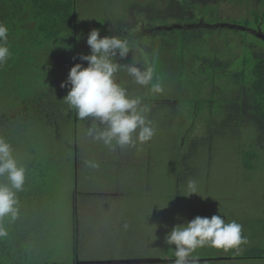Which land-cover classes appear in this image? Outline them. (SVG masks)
I'll use <instances>...</instances> for the list:
<instances>
[{
    "label": "rangeland",
    "instance_id": "1",
    "mask_svg": "<svg viewBox=\"0 0 264 264\" xmlns=\"http://www.w3.org/2000/svg\"><path fill=\"white\" fill-rule=\"evenodd\" d=\"M76 1V31L79 33L106 19L115 20L114 23L122 22L121 18L128 19L127 11L131 13L134 3L155 2ZM167 2L156 1L161 6ZM240 7L236 1L221 2L225 17L239 18L240 12L244 13ZM223 26L244 29L232 23ZM149 30L150 27H145L142 32ZM251 34L264 38V21L262 32L251 31ZM248 39L253 42L251 37ZM81 49L84 51L86 47L83 45ZM263 49L264 44H261L257 51ZM87 54L90 50L84 55ZM133 56L134 53L129 52L127 62L131 63ZM78 63L87 67V61ZM115 78L125 88H138L132 87L134 84L127 72ZM162 80L164 91L160 94L129 92L151 107L148 118L156 132L145 144L137 142L136 147L112 151L102 142L88 137L89 121L78 118L75 123H57L56 129L53 126L48 131L39 126L33 128L41 137L38 143L44 147L43 152L49 154L51 164L45 191L29 210L35 237L31 243L39 249L40 264H174L175 246L165 243L167 232L196 216L210 218L213 215H220L226 223L241 224L242 235L248 242L238 250L224 251L207 245L198 248L193 255L199 257L200 264H264V259L256 258L264 255V151L260 146L254 147L260 153L254 162L255 170L245 168L239 153L241 144L255 142L256 128L247 119L241 120L238 127L234 118L224 120L210 116L207 111L196 117L204 110L197 112L186 100L177 99L180 93L183 98L190 99L201 91L194 92L185 85L177 88L178 78L174 72ZM68 91L69 88L66 92L59 85L55 94L62 97ZM147 96L150 99H146ZM209 119L213 124L208 123ZM248 145L246 148L250 150ZM182 154L192 157L185 160L187 166L181 167V178L183 183L185 178L194 179L197 194L186 196L187 184L182 183L181 188L175 185L179 178L174 171L175 160L181 161ZM89 160L97 162L99 168H89L85 163ZM27 190L33 197L34 187ZM42 203L50 205V209L45 207L50 216L45 218L49 228L45 229L48 240L43 244ZM45 256L49 259L42 262ZM237 256H250L251 259H231Z\"/></svg>",
    "mask_w": 264,
    "mask_h": 264
},
{
    "label": "trees",
    "instance_id": "2",
    "mask_svg": "<svg viewBox=\"0 0 264 264\" xmlns=\"http://www.w3.org/2000/svg\"><path fill=\"white\" fill-rule=\"evenodd\" d=\"M156 1L147 5L134 3L131 13L127 11L128 19L121 18L118 23L106 19L79 33L76 0H0V23L8 27L7 46L11 53L0 66V137L12 145L14 156L26 168L24 191L17 193L20 214L14 222L4 221L8 235L0 237V264H40L39 249L31 243L35 237L29 210L45 191L51 164L49 154L38 143L41 137L33 128L39 126L48 131L53 126L56 129L57 123H75L76 110L64 102L65 96L57 97L55 91L66 81L71 67L82 61L79 56L89 52L86 40L92 29H100L102 37L127 39L133 50L130 53H134L139 64L154 68L153 83L157 77L167 79V74L174 72L177 88L185 85L194 92L201 91L190 99L180 93L177 99L186 100L197 112L204 110L196 112V117L207 111L224 120L234 118L238 127L241 120L250 121L257 131L255 142L241 144L239 153L245 168H257L254 162L260 153L254 147L260 146L264 151V51L257 50L264 38L251 31L262 32L264 0H232L244 10L239 18L225 17L221 10L223 0H168L165 6ZM226 23L244 29L223 26ZM142 27L150 30L144 33ZM120 60L117 57L122 65L115 74L118 78L126 75L123 65L129 63L126 58L121 60L125 64ZM129 80L139 92H150L149 87L135 84L131 77ZM64 89L67 92L68 87ZM126 89L133 91L129 86ZM182 155V160H175L174 165L176 177L179 176L175 185L180 188L181 167L192 157ZM189 172L195 175L192 169ZM28 187H34L33 197ZM45 204L42 203V244L48 240L45 218L50 216V205ZM245 258L251 259H231ZM256 258L264 259V255ZM48 259L42 257V262Z\"/></svg>",
    "mask_w": 264,
    "mask_h": 264
},
{
    "label": "clouds",
    "instance_id": "3",
    "mask_svg": "<svg viewBox=\"0 0 264 264\" xmlns=\"http://www.w3.org/2000/svg\"><path fill=\"white\" fill-rule=\"evenodd\" d=\"M8 27L0 23V66L10 58L7 46ZM90 54H81L79 59L87 61V67L76 63L71 67L66 81L61 87L69 91L63 98L70 108L76 110L79 120H88L87 136L102 142L110 150L136 147L149 142L156 129L148 118L151 107L143 103L141 97L132 96L117 83L115 74L122 65L117 57L125 59L132 47L127 39L117 36H101L100 29H92L86 40ZM128 75L140 86L150 85L151 94L164 91L163 83L157 77L153 83L154 68L142 67L133 56L132 62L123 65ZM89 168L97 169L95 161H85ZM26 168L13 154L12 145L0 137V237L8 235L4 221L14 222L19 214L17 193L24 191ZM187 195L197 194V182L190 179ZM178 219H182L178 217ZM167 227V226H165ZM242 225L232 221L226 223L220 215L210 218L196 216L191 221L176 224L165 236V243L174 247V264H200L199 257L193 255L198 248L209 246L215 249H239L246 244L242 235Z\"/></svg>",
    "mask_w": 264,
    "mask_h": 264
},
{
    "label": "crops",
    "instance_id": "4",
    "mask_svg": "<svg viewBox=\"0 0 264 264\" xmlns=\"http://www.w3.org/2000/svg\"><path fill=\"white\" fill-rule=\"evenodd\" d=\"M144 33H145V32H144ZM134 87H136V86H134ZM130 89H131V88H130ZM135 90H137V89H136V88H133V91H135ZM165 104L168 105L167 102H165ZM155 113H156V110H155ZM159 114L161 115L162 113H159ZM157 115H158V114H157ZM120 262H121V261H120Z\"/></svg>",
    "mask_w": 264,
    "mask_h": 264
}]
</instances>
